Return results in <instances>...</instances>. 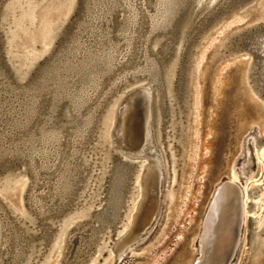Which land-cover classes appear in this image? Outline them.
<instances>
[{
	"label": "rangeland",
	"instance_id": "374dc122",
	"mask_svg": "<svg viewBox=\"0 0 264 264\" xmlns=\"http://www.w3.org/2000/svg\"><path fill=\"white\" fill-rule=\"evenodd\" d=\"M94 1L88 13L80 0H0V99L4 106L18 102L26 114L9 137L0 132V150L9 153L4 159L26 153L24 140L34 146L43 130L60 133L51 165L38 156L34 163L28 155L29 161L14 163L0 154V259L4 213L18 237L19 258H26L22 264L106 263L130 224L140 197L138 175L154 153L162 162L157 206L114 264H192L203 218L227 181L244 205L228 264H264V0H172L157 23L156 0ZM78 30L82 40L74 41ZM111 48L114 59L99 61ZM147 59L160 69L159 84L149 77ZM45 69L58 72L56 79L44 78ZM94 74V91L77 107L80 88ZM139 86L152 92L151 147L145 142L142 152L122 154L110 119L119 100ZM27 95L32 100L22 103ZM118 162L128 169V184L118 221L101 229L95 218L106 206ZM65 171L72 178L62 197L55 190ZM90 226L99 232L90 234Z\"/></svg>",
	"mask_w": 264,
	"mask_h": 264
},
{
	"label": "bare ground",
	"instance_id": "6f19581e",
	"mask_svg": "<svg viewBox=\"0 0 264 264\" xmlns=\"http://www.w3.org/2000/svg\"><path fill=\"white\" fill-rule=\"evenodd\" d=\"M171 1L172 0H156L157 11L152 15L154 23L163 20L165 13H169L172 3ZM94 3V6H96L95 1ZM127 3L129 4L128 1ZM243 16L244 14L238 16L236 15L232 21L238 20ZM124 20L122 24L124 23ZM87 24L88 23H84L85 26ZM77 39L82 40V36H78ZM77 39H74V41ZM116 52L117 50L113 48H111L109 51L101 52L103 57L99 58V61L101 60L103 63L111 62L116 56ZM12 59L14 60V58ZM156 65V62L153 63L147 59L146 66L149 71L152 70V67L154 69ZM15 69L17 74V67ZM56 73L58 72H55V74ZM95 74L91 76V79H94V81L80 88L79 95L75 98V105L77 107H81L83 102L87 100L94 91V82L96 81ZM149 86H139L129 90L119 100L110 119V134L113 136L112 141L116 148L121 151L123 150L125 153L138 154L142 152L145 142H147L145 147H151L148 145V142H150V119L152 112V92ZM20 90L24 91V89ZM198 95L197 89L196 101H198ZM28 96L29 95L22 99V103L32 100V98L30 99ZM62 97H64V95ZM4 101V99H0V132L5 133V135L2 134V138L10 135L16 126H21L26 116L25 109L19 108L18 102L17 104L15 103V105L9 104L4 106L6 104ZM82 107H84V105ZM75 111L78 112V115L81 113L80 110ZM7 116H9L11 119H14V124L7 123ZM85 130V128L82 129L83 134ZM41 133L43 134L37 138L38 140L34 139V146L30 140H24V151L26 153H19L24 156L28 155L31 158L32 163H34L36 160L35 157L38 156L40 157L43 164L46 163L47 165H51L49 162L58 158L56 152L59 151L60 133L59 131H46L44 134V130ZM5 142H7V139H5ZM7 146H9L8 143ZM1 150L5 151L4 149ZM138 177L140 197L134 205V210L130 216V224L116 239L112 249L113 252L104 264H114V262L123 255L126 246L137 238L139 230L143 228V226L146 224V222H148L149 218L154 213L155 207L157 206L158 193L162 180V162L160 157L154 155V153L149 154L147 156V161L141 168ZM69 178L71 179L72 176L69 177L68 172L65 171V173L60 176V179L57 180V184L55 183L57 185L55 191L56 193H60L62 197H64V194L66 195L68 193V187L70 185ZM72 184L73 183H71V185ZM31 201H33L37 207L42 206L39 200L37 202V200L31 199ZM30 203L32 205V202ZM243 206L241 192L235 186L233 181L224 182L217 187L203 218L202 231L199 234V256L193 261L192 264H228L238 243L240 223L243 216ZM98 217L99 219L106 218V216ZM2 222L4 231L6 232V237L4 241L5 253L0 259V264H13L21 256V248L18 244L17 234L4 213L2 214ZM104 222H106V219ZM95 236L96 234L92 236L93 239L91 238L90 240H94Z\"/></svg>",
	"mask_w": 264,
	"mask_h": 264
},
{
	"label": "water",
	"instance_id": "95a60500",
	"mask_svg": "<svg viewBox=\"0 0 264 264\" xmlns=\"http://www.w3.org/2000/svg\"><path fill=\"white\" fill-rule=\"evenodd\" d=\"M192 0H182V2L184 3H188ZM83 2L86 4L83 5ZM227 2V1H224L222 2L217 8L216 10H221L222 9V5ZM80 4L81 6H84L85 7V11H87L88 13H91L92 11L95 10V6H94V0H80ZM204 5V4H203ZM205 5L209 6L208 3H205ZM204 5V6H205ZM224 7V6H223ZM187 15V14H186ZM82 27H85L84 24H82ZM81 35V31L78 30L76 32V36L73 38V39H76L78 36ZM82 36V35H81ZM170 45L169 43L161 50V52L167 54L168 50L170 49ZM259 48V47H258ZM72 51V47L71 49H69L67 52H69L68 54H70ZM264 51V49H263ZM148 52V51H147ZM68 54H66V58H68ZM71 56V54H70ZM11 67V66H10ZM50 69H45L43 70L42 72L44 73V78L46 79H52V80H55L56 78L53 77L55 72L52 74V72L50 73L49 71ZM149 74V77L150 78H154L155 81H157V83L159 84V79H160V69L159 67L156 65L154 67V69L152 70L151 73H148ZM262 75H263V79H264V68L262 70ZM161 85V84H160ZM69 100V99H68ZM70 102V101H69ZM71 104V103H70ZM77 114V113H76ZM115 147V146H114ZM116 148V147H115ZM120 152H122V154H125L123 151L119 150ZM0 154L2 155V158L4 159V156H6L7 154L9 153H6L5 151L3 150H0ZM8 157V156H7ZM11 157V158H9ZM8 158H5L4 160L6 161H14V163L18 162L20 159L22 158H27L28 160V157L20 154L18 151H14L13 153L10 154ZM13 157V158H12ZM12 159V160H10ZM29 161V160H28ZM31 169V167H30ZM127 167L124 166V164H122L121 162L119 163H116L114 165V175H113V178L110 182V188H109V196H108V199L106 201V206H104V208H102L101 210L98 211V216H106V222H102L99 217L97 216V218L95 219H98L100 221V228L101 229H104L105 226L108 224L107 222H109V224L113 227L116 222L118 221V216H119V213H120V200L121 198H123L122 196L123 193H124V189L126 187V185L128 184V174H127ZM31 172H32V169H31ZM33 174V173H32ZM34 176V175H33ZM36 180V179H34ZM76 180V179H75ZM118 196V198H117ZM117 198V199H116ZM70 201V199H67L66 202ZM66 202H63L61 201V205H63L64 203ZM31 205V203H30ZM32 206V205H31ZM32 210L34 212H36L37 214H40L37 212V210H35V208L33 207ZM89 229H92V232L90 234H94L96 232V234L99 232L100 229H98L97 226H90L88 227ZM42 236H44V238H48L49 237V233L48 232H45V233H41ZM30 237L32 238L33 237V234L30 235ZM23 246V245H22ZM26 250V249H25ZM27 250H31V249H27ZM26 250V251H27ZM0 251L2 253V248H0ZM25 257H23L22 259H17V261L15 262V264H20L19 262H22L25 263ZM25 261V262H24Z\"/></svg>",
	"mask_w": 264,
	"mask_h": 264
}]
</instances>
